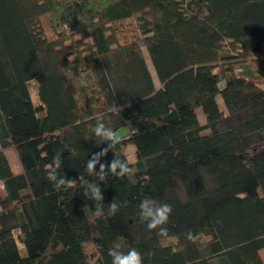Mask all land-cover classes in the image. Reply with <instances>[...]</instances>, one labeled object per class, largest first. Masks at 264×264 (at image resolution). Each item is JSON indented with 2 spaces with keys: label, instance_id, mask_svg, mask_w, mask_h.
I'll list each match as a JSON object with an SVG mask.
<instances>
[{
  "label": "trees",
  "instance_id": "trees-1",
  "mask_svg": "<svg viewBox=\"0 0 264 264\" xmlns=\"http://www.w3.org/2000/svg\"><path fill=\"white\" fill-rule=\"evenodd\" d=\"M262 82L264 0H0V264H111L113 247L143 264H264ZM100 118L126 134L89 175ZM126 143L135 172L117 178ZM146 196L172 206L168 237L140 220Z\"/></svg>",
  "mask_w": 264,
  "mask_h": 264
},
{
  "label": "clouds",
  "instance_id": "clouds-1",
  "mask_svg": "<svg viewBox=\"0 0 264 264\" xmlns=\"http://www.w3.org/2000/svg\"><path fill=\"white\" fill-rule=\"evenodd\" d=\"M84 83V81H81ZM102 121V118L98 119V122L94 128V133L97 137H101L102 141L107 142V148H104L101 152L95 153L92 155V158L87 162V171L89 175H92L95 170V165L99 160L100 156H105L107 152L113 149L117 144L121 142L120 135L117 131L113 130L111 127H107ZM59 159L60 153L59 151L55 156H53V164L55 167H59ZM132 160L130 158H120L115 156L112 164L110 165V171L113 176L117 178H123L125 176H131L134 174L135 169L131 167ZM105 164H101L100 173L97 175L100 176L101 179H104L107 176V172L105 171ZM119 168V171L117 169ZM48 178L51 181H54V187L56 189H60L61 186L65 188H71L74 186L73 180H68L66 178H60L57 181V176L55 171H49ZM101 189L98 186H91V198L94 201H99L97 203V211L95 215L100 216L103 214V195L101 194ZM124 206L127 205V201L123 202ZM120 205H118L114 200L110 203L108 207V213L110 215H115L119 211ZM139 209V218L142 222H147V229L158 230L157 235L161 237H168V229L163 227L169 222L170 215L173 212V208L168 203L159 202L151 197L146 196L143 200L140 201L138 205ZM187 238L192 239V233L189 231L187 233ZM147 255L151 256L152 253H148ZM108 256L111 257V264H143V256L140 251L136 248H130L127 252H122L118 250L117 247L108 249Z\"/></svg>",
  "mask_w": 264,
  "mask_h": 264
},
{
  "label": "rangeland",
  "instance_id": "rangeland-1",
  "mask_svg": "<svg viewBox=\"0 0 264 264\" xmlns=\"http://www.w3.org/2000/svg\"><path fill=\"white\" fill-rule=\"evenodd\" d=\"M135 27H136V23H135V20L134 19L133 20H130V21H128V22H126V23H124L122 25V28L124 30L126 29V32L125 33H127V32L130 33L132 31H135ZM143 53H144V57H145V60L147 62L148 68H149V70L151 72V75L153 77V80L155 81L156 84H158V81H157V78H156L154 69L152 67V64H151V62L149 60L148 54H147V52H146L145 49H143ZM240 63L241 62L237 63L236 64V67H239L240 66ZM238 69L240 71H242V70L244 71L245 70L243 67H239ZM238 69L236 68L235 71L239 73L240 71ZM246 72L252 74V70H250V71L248 70ZM260 85L264 88V82L260 83ZM29 88H30V94H31L32 100H33V102H36V83L34 81H30ZM217 102H218L219 106L221 108H223L222 100H221L220 96H217ZM197 117H198V119H199V121L201 123L204 122V117L201 114L200 110H197ZM123 129L124 128H122V129H120V130L117 131L118 134L121 135V136H123V135L126 134V131L123 130ZM123 151L126 154V157L127 158H130L131 160H134L135 154H134V145L133 144H131V143L124 144L123 145ZM5 154H6V157H7L8 161H9V163H10L11 169L13 171H17L18 170V163L16 161V158H15V155H14L13 150L8 149L5 152ZM2 193H3V188H2V184L0 183V195ZM162 243L163 244H166L167 242L163 240ZM21 252H23V249L21 250ZM262 257H263V260H264V252L262 253Z\"/></svg>",
  "mask_w": 264,
  "mask_h": 264
},
{
  "label": "crops",
  "instance_id": "crops-1",
  "mask_svg": "<svg viewBox=\"0 0 264 264\" xmlns=\"http://www.w3.org/2000/svg\"><path fill=\"white\" fill-rule=\"evenodd\" d=\"M264 252V248H262L261 250H260V255H261V257H262V253ZM262 259H263V257H262ZM263 262H264V260H263Z\"/></svg>",
  "mask_w": 264,
  "mask_h": 264
}]
</instances>
